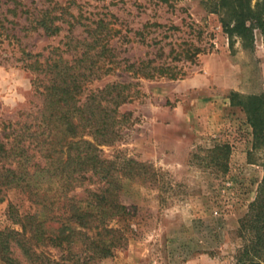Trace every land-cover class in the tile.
Returning <instances> with one entry per match:
<instances>
[{
    "label": "rangeland",
    "instance_id": "1",
    "mask_svg": "<svg viewBox=\"0 0 264 264\" xmlns=\"http://www.w3.org/2000/svg\"><path fill=\"white\" fill-rule=\"evenodd\" d=\"M75 1L84 15L100 10L122 15L113 0ZM136 1L144 10L136 15L137 6L127 3L136 15L132 27L145 21L162 24L148 30L160 42L147 46L133 41L121 45L120 54L153 53L159 46L156 53L162 52L165 63L178 72L175 78H136L116 70L88 84L92 88L108 80H130L138 91L118 109L130 112L118 138L99 146L103 158L132 159L152 173L143 179L115 171L121 182L119 198L129 214L109 225L120 228L126 240L111 256L84 260L81 238L69 244L54 239L61 228L58 221L36 211L21 189L9 188L0 196V231L15 233L8 243L14 264H236L242 256L245 241L238 229L264 174V144L253 146L246 114L229 97L231 92L264 93V0H248L256 16L245 20L250 27L245 40L228 34L231 7L221 0ZM70 11L76 14L78 7L72 5ZM81 29L77 26L73 33ZM62 34L47 38L33 32L25 40L27 49L55 44ZM187 46L200 48L192 61L172 58ZM0 47L7 53L10 49L5 42ZM30 78L19 62L0 63V120L22 121L19 112L29 101L38 103ZM34 211L43 219L44 227H37L40 239L34 228L20 227L17 220ZM253 256L259 259L261 250ZM0 264L9 263L0 257Z\"/></svg>",
    "mask_w": 264,
    "mask_h": 264
},
{
    "label": "trees",
    "instance_id": "2",
    "mask_svg": "<svg viewBox=\"0 0 264 264\" xmlns=\"http://www.w3.org/2000/svg\"><path fill=\"white\" fill-rule=\"evenodd\" d=\"M153 1L156 4L168 0ZM113 2L120 4L122 15L102 10L84 15L75 0H64V4L59 0H0V46L5 42L10 47L8 53L0 47V63L19 62L31 75L32 95L38 99V103L29 101V107L19 112L24 115L22 121L0 120V196L6 189H21L36 211L58 221L61 228L54 239L67 240L69 244L76 236L81 238L87 261L111 256L126 240L120 228L109 225L110 220L129 214L119 198L121 182L115 171L143 179L152 176L143 163L105 159L99 148L112 145L120 135L130 112L120 113L118 109L137 94L136 83L113 79L92 88L88 84L116 70L136 78H175L178 72L165 63L162 52L156 53L159 46L153 53L120 54L118 48L133 41L147 46L159 43L156 37H149L148 30L162 24L145 21L132 27L133 17L143 12L144 5L136 0ZM128 2L137 6L136 15L128 9ZM221 2L231 7L233 23L228 34L243 40L250 38L245 20L256 15L248 0ZM72 5L78 7L76 14L70 11ZM77 26L82 29L74 34ZM61 31L64 34L55 44L27 49L25 40L31 33L50 38ZM127 51L123 47V52ZM199 51V47L187 46L172 58L182 56L192 61ZM229 98L245 112L253 146L264 144V93L231 92ZM36 211L17 215V220L20 227L34 228L37 236V227L44 225ZM238 231L245 242L236 264H264V174ZM14 234L0 231V257L9 264H14L8 244ZM259 250L261 257L254 260Z\"/></svg>",
    "mask_w": 264,
    "mask_h": 264
},
{
    "label": "clouds",
    "instance_id": "3",
    "mask_svg": "<svg viewBox=\"0 0 264 264\" xmlns=\"http://www.w3.org/2000/svg\"><path fill=\"white\" fill-rule=\"evenodd\" d=\"M19 103H23L24 102V98L23 97H20V99H19V101H18ZM11 107H15L16 105H15V103H13L12 105H10Z\"/></svg>",
    "mask_w": 264,
    "mask_h": 264
}]
</instances>
